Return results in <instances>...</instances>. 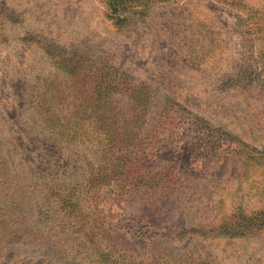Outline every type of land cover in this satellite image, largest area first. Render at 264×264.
Segmentation results:
<instances>
[{"label":"rangeland","instance_id":"374dc122","mask_svg":"<svg viewBox=\"0 0 264 264\" xmlns=\"http://www.w3.org/2000/svg\"><path fill=\"white\" fill-rule=\"evenodd\" d=\"M141 12L0 0V264H264V0Z\"/></svg>","mask_w":264,"mask_h":264},{"label":"trees","instance_id":"16d2710c","mask_svg":"<svg viewBox=\"0 0 264 264\" xmlns=\"http://www.w3.org/2000/svg\"><path fill=\"white\" fill-rule=\"evenodd\" d=\"M169 1L172 0H108V7L109 10L112 14L113 19L120 25L124 26L127 25L128 23V18L129 15L131 14H137V13H142L141 9H145L148 8L150 5L153 4H160V3H167ZM125 86L124 89L126 90V93L130 92L129 94V99L130 102L132 103L133 101L135 103H137L138 105L141 104L143 105L144 103H146L147 98L149 97L148 94L144 91H138L135 90L134 88L130 87L127 81H124ZM128 85V86H127ZM118 86V83H116V79H110L107 82V89H112L113 87ZM114 110L111 114V116L113 118H120L119 115L116 116V114H114ZM121 114V111H118ZM100 113L102 112H98V111H92V115L94 119L98 118L100 119ZM87 114H85L84 116H86ZM88 118V116H86ZM101 121V120H99ZM107 126L108 129L105 131V133L108 135V137L111 139L114 135L115 131H119V127H117L114 123L109 122V123H100V125L97 127V129H100L101 127H105ZM85 128V126H79V131H75V133L69 131L67 128L65 131L62 132L64 141L70 145H74L76 144L79 140H78V132H80L81 135H83V129ZM129 136L126 137V140L124 141V148L122 150L125 149V152L128 154L132 153V151H130L129 146H131V144H129V140L132 141V139L134 140V137L137 135L135 131L132 132V134H128ZM134 135V136H133ZM111 144V141L110 143ZM134 148H136V145H133ZM111 150H114L115 148L112 146L110 148ZM129 155V154H128ZM120 157H118V161L120 163H122L125 159H120ZM114 174L116 175L117 173L112 172V170H108L107 174L102 177V180H105L104 183H107L109 180H112L114 178ZM94 181H98V180H94ZM40 181L38 180H34L31 178V174L29 172H24V189H35L36 187L35 185H37ZM99 186V185H98ZM54 196L56 194V192L52 193ZM260 225L264 226V223L262 222Z\"/></svg>","mask_w":264,"mask_h":264}]
</instances>
